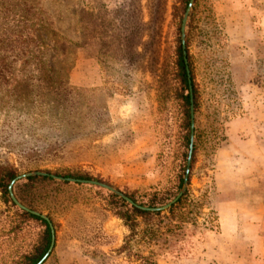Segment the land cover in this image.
<instances>
[{
  "label": "rangeland",
  "instance_id": "374dc122",
  "mask_svg": "<svg viewBox=\"0 0 264 264\" xmlns=\"http://www.w3.org/2000/svg\"><path fill=\"white\" fill-rule=\"evenodd\" d=\"M186 2L0 0V166L90 176L144 201L176 193L188 164ZM187 32L188 198L138 217L132 236L110 191L43 182L18 188L22 203L21 179L17 200L54 227L43 264H264V0H194ZM21 211L0 192V264H23L42 240Z\"/></svg>",
  "mask_w": 264,
  "mask_h": 264
},
{
  "label": "trees",
  "instance_id": "16d2710c",
  "mask_svg": "<svg viewBox=\"0 0 264 264\" xmlns=\"http://www.w3.org/2000/svg\"><path fill=\"white\" fill-rule=\"evenodd\" d=\"M188 5H189V0H187V2H186V8L188 7ZM186 37H187V43H188V37H189L188 32L186 34ZM186 59L188 62L189 61L188 47H186L185 49L183 48L181 37L179 36L177 66H178V70H179V78L181 80V84H182L185 92H187V94L182 97V100H183V103L187 109L186 110V116H187V130H188V135H187V151L188 152L185 155V157H186V161H188L190 145H191V105L192 104H191L190 86H192V91L194 93L193 99H194L195 105H196V98H195L194 77H193L192 72H191L192 78H191V83H190L189 82V76H188V68L190 69V66H189V64L187 65ZM195 150H196V146H195ZM47 173L51 174L50 172H47ZM185 174H186V167L183 168L182 176H181L179 186L177 188V192L174 193L173 195L166 197V198L152 197L151 199L144 201L143 199L139 200L134 195H131L128 193H124V194L127 197H129L135 204L139 205L140 207L157 208L160 206H164L167 203L171 202L174 198H176L177 195L179 194V192L181 191V189L183 188ZM55 175L58 177L73 178V179H79V180H88V181L96 180L95 178H92L90 176L60 175L57 173ZM17 177H18V173L15 170H12L11 168H8V167L0 166V192L3 194V197L5 198L7 203H12V200L10 198L9 187H10V184L13 182V180H15ZM96 181H99V180H96ZM43 182L58 183V184H62V185H71V183L58 182V181H56L50 177H47V176L46 177H41V176L29 177V178L21 181L14 188L17 198L22 203H24L23 200H21V198L19 197V195L17 193L18 188L35 186L37 183H43ZM189 182H190V178H189ZM76 185L82 186L81 184H76ZM188 195H189V192H187L183 198H181L175 205H173L168 212L169 213L174 212V210L178 206H180L185 201V199L188 198ZM109 196L113 200L112 206L114 209V215L124 221L126 228L132 234V236H135V232L139 227L138 223H137L138 217L147 218V217H151V216H159L162 214L161 212L152 213L150 211H143L139 208H136V207L128 204L123 199L119 198L118 196H116L114 194L109 193ZM21 214L23 217H25L29 220L39 222L45 228L43 235H42V238H41L42 240H41L39 246L34 250L33 253H31L25 257V260L23 263V264H38L44 258V256L48 253V251L51 247V243H52L51 227L46 220L42 219L39 216H35V215L30 214L26 211H21ZM126 248H128V242H126V245L122 248V250L124 251V250H126ZM138 259L140 261L144 262V264H156L151 260L150 257L138 256Z\"/></svg>",
  "mask_w": 264,
  "mask_h": 264
},
{
  "label": "water",
  "instance_id": "95a60500",
  "mask_svg": "<svg viewBox=\"0 0 264 264\" xmlns=\"http://www.w3.org/2000/svg\"><path fill=\"white\" fill-rule=\"evenodd\" d=\"M194 4V0H190V4L188 6V9L185 13V16L183 18V23H182V44H183V48L185 49V43H186V24L189 18V14L192 10ZM186 63L188 65L187 59H186ZM188 76H189V82L191 83V74H190V70L188 68ZM190 90H191V117H192V125H191V145H190V152H189V158H188V164H187V169H186V174L184 177V183H183V188L180 192V194L177 196V198L175 200H173L171 203L167 204L166 206L160 207V208H146V207H140L139 205L135 204L129 197H127L124 193H122L121 191L117 190L116 188L107 185L105 183H101V182H97V181H88V180H79V179H71V178H63V177H57L55 175H50L44 172H34V173H27L21 176H18L15 180H13V182L10 184L9 187V191H10V196L11 199L13 200V202L16 204V206H18L21 210L26 211L30 214H33L35 216H39L42 219L46 220L52 230V243H51V247L48 251V253L44 256V258L38 263V264H43L50 256V254L52 253L54 246H55V240H56V236H55V231H54V227L50 221V219L38 212L32 211L30 209H28L27 207H25L23 204H21L17 198L14 195L13 192V187L15 185L16 182L20 181L21 179H26L29 177H36V176H42V177H50L56 180H60L62 182H72V183H80V184H88V185H92V186H96L99 188H103L106 189L108 191H110L111 193L115 194L116 196H118L119 198L123 199L125 202L131 204L132 206L139 208L143 211H150V212H162V211H166L168 209H170L175 203H177L187 192L188 189V185H189V174H190V168H191V164H192V159H193V152H194V139H195V114H194V105H193V91H192V86H190Z\"/></svg>",
  "mask_w": 264,
  "mask_h": 264
},
{
  "label": "crops",
  "instance_id": "0c3cea01",
  "mask_svg": "<svg viewBox=\"0 0 264 264\" xmlns=\"http://www.w3.org/2000/svg\"><path fill=\"white\" fill-rule=\"evenodd\" d=\"M231 247V246H229ZM206 258V256H202V258H199V255H198V258L194 259V260H188L189 263H194V264H211L212 260ZM238 261H242V263H250V258H245V259H241V258H229L228 259V263L229 262H238Z\"/></svg>",
  "mask_w": 264,
  "mask_h": 264
}]
</instances>
